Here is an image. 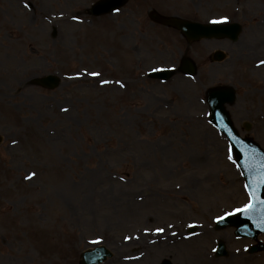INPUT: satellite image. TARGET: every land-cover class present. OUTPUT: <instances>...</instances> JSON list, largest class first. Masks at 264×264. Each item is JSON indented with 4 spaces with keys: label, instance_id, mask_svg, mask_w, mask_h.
Instances as JSON below:
<instances>
[{
    "label": "rangeland",
    "instance_id": "1",
    "mask_svg": "<svg viewBox=\"0 0 264 264\" xmlns=\"http://www.w3.org/2000/svg\"><path fill=\"white\" fill-rule=\"evenodd\" d=\"M94 1L0 0V45L22 44L18 55L0 46V264H79L99 244L113 252L102 264H264V252H249L263 236L215 225L249 195L207 104L210 88L235 86L233 122L264 149V0H129L90 17ZM150 7L246 29L224 63L203 59L217 41L196 43L198 74L163 82L148 72L178 67L186 43L153 26ZM104 27L117 31L105 50L90 41ZM49 73L57 88L34 83Z\"/></svg>",
    "mask_w": 264,
    "mask_h": 264
},
{
    "label": "water",
    "instance_id": "2",
    "mask_svg": "<svg viewBox=\"0 0 264 264\" xmlns=\"http://www.w3.org/2000/svg\"><path fill=\"white\" fill-rule=\"evenodd\" d=\"M126 0H101L94 4L90 9L93 14H104L111 12L122 6ZM152 17L158 21L173 24L180 27L187 35L192 38L197 36H227L232 34L235 38L239 32L237 24H218L203 25L197 23H189L174 18H165L159 14L152 12ZM220 54V53H219ZM218 55L217 58H221ZM184 68H188L190 72H195L193 66L185 61ZM154 76L168 78V71L153 72ZM41 85L53 88L58 85L59 79L54 75H47L37 80ZM234 99V92L230 89H215L209 93V102L212 108V120L221 130H223L230 138L233 148L237 151L239 163L243 168L248 185H250V193H254L252 199L255 207L248 213H238L235 216L228 215L218 220L219 227L226 225L237 226V233L240 236L257 237L260 232H264V184L261 178L264 177V152L250 139H241L237 132L233 129L227 113L224 109L226 102ZM193 230V229H192ZM264 249V246H263ZM252 250H256L254 247ZM227 253L223 242L219 243L217 255H225ZM111 253L103 246H98L93 250H88L82 254V264H95L106 259ZM163 264H170L165 261Z\"/></svg>",
    "mask_w": 264,
    "mask_h": 264
},
{
    "label": "bare ground",
    "instance_id": "3",
    "mask_svg": "<svg viewBox=\"0 0 264 264\" xmlns=\"http://www.w3.org/2000/svg\"><path fill=\"white\" fill-rule=\"evenodd\" d=\"M23 9L26 10V7L23 6ZM116 34H117L116 29H109V28L104 27L100 31L98 36H96L94 39L91 38L90 41H91V43L93 44L94 47H99V48L105 50L106 47L110 46L116 40ZM85 39H87V37ZM0 46H1V48L3 50L7 49V51L10 54L13 53L12 55H18L19 54V48H20L19 46L22 47V44L19 43L18 39H9V40H7L6 44L3 43ZM103 60L104 59H102V60L100 59L99 61L104 64ZM85 70H87V68H85ZM91 72H95L96 73V71L87 70V73H91ZM102 74H103L102 72H101V74L99 73V77ZM13 77H16V76L6 75L5 78L12 79ZM18 77H22V76H18Z\"/></svg>",
    "mask_w": 264,
    "mask_h": 264
},
{
    "label": "snow or ice",
    "instance_id": "4",
    "mask_svg": "<svg viewBox=\"0 0 264 264\" xmlns=\"http://www.w3.org/2000/svg\"><path fill=\"white\" fill-rule=\"evenodd\" d=\"M227 17H223L219 20H212L211 23H224L227 22ZM261 63H264V61H261ZM85 72H87V70H85ZM83 74V73H82ZM88 75H92V76H97L99 75V73H95V72H91V73H87ZM103 83H109L108 81H103ZM117 83H121L120 81H117ZM123 86V85H122ZM63 111L67 112L68 109L65 108L63 109ZM15 143V141H14ZM231 158V157H230ZM35 176V173H31L28 177H26L27 179H31ZM261 183L264 184V177L261 178ZM246 188L250 187V185H245ZM254 193H250L249 194V202L247 204H245L242 208H237L235 211L237 213H248L250 212L254 207H255V202L252 199ZM262 204H264V200L261 201ZM156 231L158 232H162L163 229H156Z\"/></svg>",
    "mask_w": 264,
    "mask_h": 264
},
{
    "label": "flooded vegetation",
    "instance_id": "5",
    "mask_svg": "<svg viewBox=\"0 0 264 264\" xmlns=\"http://www.w3.org/2000/svg\"><path fill=\"white\" fill-rule=\"evenodd\" d=\"M137 47V46H136Z\"/></svg>",
    "mask_w": 264,
    "mask_h": 264
}]
</instances>
